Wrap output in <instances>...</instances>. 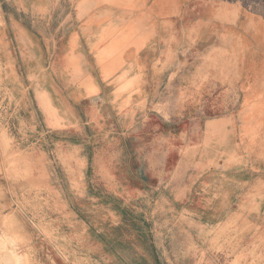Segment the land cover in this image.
<instances>
[{"label": "rangeland", "instance_id": "rangeland-1", "mask_svg": "<svg viewBox=\"0 0 264 264\" xmlns=\"http://www.w3.org/2000/svg\"><path fill=\"white\" fill-rule=\"evenodd\" d=\"M80 1L59 0L57 25L65 24ZM151 5L175 15L178 34L172 40L184 45L169 71L180 81L167 83L164 97L148 99L170 119L167 125L180 119L179 132L186 134L180 157L159 161L168 147H177L172 140L109 143L103 165L110 184L114 168L123 185H133L136 168L152 177L164 171L166 178L147 176L146 192L111 199L90 179L95 191L90 197L98 199L89 203L94 207L64 208L71 206L66 179L38 176L35 147L16 144L21 120L28 127L26 141L32 140V115L28 109L14 112L7 91L28 83L5 80L9 71L0 65V264H264V0ZM38 6V0H0V23L3 13L35 26ZM241 107L259 117L244 140L237 138ZM229 117L234 139L224 119ZM171 128L178 133L176 125ZM138 150L153 160L135 162ZM149 185L175 190L152 192Z\"/></svg>", "mask_w": 264, "mask_h": 264}, {"label": "crops", "instance_id": "crops-1", "mask_svg": "<svg viewBox=\"0 0 264 264\" xmlns=\"http://www.w3.org/2000/svg\"><path fill=\"white\" fill-rule=\"evenodd\" d=\"M81 1L64 25H57L54 17L59 0H38L35 26L24 25L20 18L6 19L3 13L0 23V65L9 71L4 79L17 85L28 83L25 88L21 84L19 89L7 91L9 102L14 100V112L28 109L32 115V140L26 141L28 127L21 120L24 132L15 139L16 144L35 147L33 164L38 176L66 179L71 194V206L66 209L94 207L89 203L98 199L90 197L95 193L90 179L111 199L146 192L142 183L147 176L158 181L166 178L164 171L152 177L151 171L141 175L136 168L133 185H123L122 174L114 168V183L110 184L103 165L107 144L127 138L172 140L177 147H168L159 159L165 163L171 154L180 157L179 144L186 138L185 132H179L180 119L172 121L178 131L174 134L171 127L175 125H167L170 119L154 111L148 100L164 97L166 84L180 81L179 74L169 76L177 51L184 46L174 45L178 41L172 40L171 35L178 34V22L172 20L175 15L153 8L152 0H83L80 5ZM250 112L241 107L238 113L239 140L247 139L258 126L259 117ZM224 119L230 121L234 139V121ZM134 155L137 163L153 160L148 154L142 157L141 150ZM149 189L175 190L151 185ZM177 191L185 193L186 189L178 187Z\"/></svg>", "mask_w": 264, "mask_h": 264}, {"label": "clouds", "instance_id": "clouds-1", "mask_svg": "<svg viewBox=\"0 0 264 264\" xmlns=\"http://www.w3.org/2000/svg\"><path fill=\"white\" fill-rule=\"evenodd\" d=\"M164 119H165V120H167V119H168V117H167V116H165V117H164Z\"/></svg>", "mask_w": 264, "mask_h": 264}, {"label": "bare ground", "instance_id": "bare-ground-1", "mask_svg": "<svg viewBox=\"0 0 264 264\" xmlns=\"http://www.w3.org/2000/svg\"><path fill=\"white\" fill-rule=\"evenodd\" d=\"M18 259H21V258H18ZM22 260V259H21ZM16 261H17V259H16ZM19 262V261H18Z\"/></svg>", "mask_w": 264, "mask_h": 264}]
</instances>
